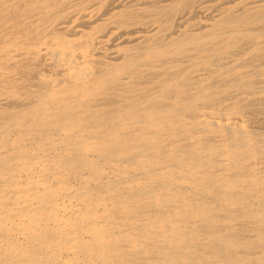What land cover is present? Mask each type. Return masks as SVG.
Masks as SVG:
<instances>
[{
    "label": "bare ground",
    "instance_id": "6f19581e",
    "mask_svg": "<svg viewBox=\"0 0 264 264\" xmlns=\"http://www.w3.org/2000/svg\"><path fill=\"white\" fill-rule=\"evenodd\" d=\"M0 264H264V0H0Z\"/></svg>",
    "mask_w": 264,
    "mask_h": 264
}]
</instances>
